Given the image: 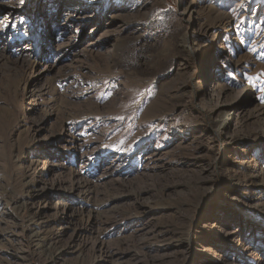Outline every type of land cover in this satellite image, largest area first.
I'll return each mask as SVG.
<instances>
[{"label":"rangeland","instance_id":"rangeland-1","mask_svg":"<svg viewBox=\"0 0 264 264\" xmlns=\"http://www.w3.org/2000/svg\"><path fill=\"white\" fill-rule=\"evenodd\" d=\"M263 142L264 0H0V264H264Z\"/></svg>","mask_w":264,"mask_h":264},{"label":"bare ground","instance_id":"bare-ground-1","mask_svg":"<svg viewBox=\"0 0 264 264\" xmlns=\"http://www.w3.org/2000/svg\"><path fill=\"white\" fill-rule=\"evenodd\" d=\"M188 7H189V9L191 8L190 4H188ZM183 44L190 45L191 48H189V49H191L192 52L194 53L195 48L193 47V42L192 41H189L188 39H186ZM208 85L211 88V94H208L207 95L208 100L209 101H213V100L219 101L222 105L228 107V109H221V110L218 107H213V113L217 117V119L214 122L213 129L215 130L216 134H220V133L225 134V137H224V140H223L225 146H227V147L228 146L229 147H234V145H236L238 143V141H236L234 139L233 134L230 133L231 130H233V129L231 128L230 125H228L222 119V117L225 114H229L231 111L233 113H235L236 110H237V106H235V104L232 102L234 100H231V99L228 98V94L224 91V88H222L220 86H217L215 81L208 82ZM215 87H216V89H214ZM214 91H216V92L214 93ZM238 113L239 112H236V115L235 116H237ZM247 162H249V161L245 160V158H244V161H242V162L239 163V164H245V165H242V166H244L243 168L247 172V174L244 176L246 180L243 182V183L246 182L245 187H247V188H258V187H262L263 184H259L261 181L260 182H257L258 179H259V177L262 174V171H260V170H257L256 171L255 169H253L252 171H250L248 169L249 166L247 165L248 164ZM259 189H261V188H259ZM164 236L165 235H162V237H164ZM174 242H177V241H174ZM161 243H162L161 245H158L157 248H155V249H158V251L159 250H162V248H164L165 246H167V243H164V242H161ZM215 243H216V241H213V244H215ZM216 245H217V243H216ZM48 256H51V257L54 256L53 252L52 253L49 252V255ZM160 263H164V260H161Z\"/></svg>","mask_w":264,"mask_h":264},{"label":"snow or ice","instance_id":"snow-or-ice-1","mask_svg":"<svg viewBox=\"0 0 264 264\" xmlns=\"http://www.w3.org/2000/svg\"><path fill=\"white\" fill-rule=\"evenodd\" d=\"M21 2H23V0H21Z\"/></svg>","mask_w":264,"mask_h":264}]
</instances>
